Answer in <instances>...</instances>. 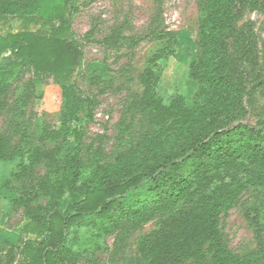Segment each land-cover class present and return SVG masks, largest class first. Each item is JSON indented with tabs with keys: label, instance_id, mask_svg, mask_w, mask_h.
I'll list each match as a JSON object with an SVG mask.
<instances>
[{
	"label": "rangeland",
	"instance_id": "obj_1",
	"mask_svg": "<svg viewBox=\"0 0 264 264\" xmlns=\"http://www.w3.org/2000/svg\"><path fill=\"white\" fill-rule=\"evenodd\" d=\"M11 1L26 4L31 0ZM203 1L69 0L72 11L66 38L80 53L73 76L64 84L69 88V104L62 85L51 74L36 77L28 63L20 62L11 76L2 79L12 69L11 61L20 60L7 51L0 53V135L5 143V158H0V224L18 235L14 245L0 243V264H5L10 251L13 264H27L20 254L24 243L46 236L44 231L23 233L29 216L49 223L50 213L62 210L69 201L64 194L59 206H54L50 196L38 189L42 179L56 180L59 173L46 160H28L35 149L57 148V161L80 151L85 178L96 164L115 162L120 154H128L154 127L149 109L140 100L143 88L138 76L156 51L165 46L174 49L156 67L157 92L164 103L177 96L187 107L201 102L190 67L200 59ZM9 27L3 35L20 29L16 20ZM42 31L49 34V26ZM216 40L221 44L212 48L213 64L233 83L232 91L224 92L215 104L220 123L264 122V0H234ZM74 101L77 119L71 118ZM221 175L233 184H244L247 176L236 168ZM122 181L114 179L111 184ZM145 189L122 200L124 209L117 208L106 219L89 215L73 224L66 241L73 255L68 260L72 264H150L140 252L143 238L171 213L189 208L198 196L157 202ZM219 226L232 255L244 264H260L264 188L244 187L236 203L221 215ZM208 248L205 244L202 257L187 259L186 264H217Z\"/></svg>",
	"mask_w": 264,
	"mask_h": 264
},
{
	"label": "trees",
	"instance_id": "obj_2",
	"mask_svg": "<svg viewBox=\"0 0 264 264\" xmlns=\"http://www.w3.org/2000/svg\"><path fill=\"white\" fill-rule=\"evenodd\" d=\"M233 1L202 3L200 59L190 67L201 102L187 107L182 96H177L167 105L158 94L156 67L174 52L165 46L150 57L138 76L143 88L140 100L149 109V122L154 127L128 154H120L115 162L96 164L85 178L78 150L60 161L56 159L57 148H37L28 156L31 161H48L59 173L56 180L42 179L38 189L50 196L54 206H59L64 194L69 201L62 210L50 213L49 223L29 216L23 233L37 235L44 231L46 236L39 242L27 239L24 243L20 254L27 264H72L68 259L73 255L66 244L72 225L89 215L101 219L112 216L117 208L124 209L122 200L144 187L145 194L157 202L198 196L189 208L171 213L143 238L140 252L150 264H186L187 259L202 257L205 244H209L215 263L244 264L227 249L219 222L244 187L264 188V122L225 126L215 109L222 94L233 88L210 56L212 48L221 44L216 35L229 20ZM71 11L69 0H31L26 4L0 0V53L7 51L20 60L11 61L12 69L3 73L2 79L11 76L20 62L28 63L36 77L51 74L62 85L66 103H71L69 88L64 84L73 76L80 54L66 38ZM13 20L19 22L20 29L3 35ZM46 26L49 34L42 31ZM77 108L74 101L72 119H77ZM3 143L0 135V158H5ZM231 168L246 173L244 184H233L221 175ZM114 179L123 181L111 184ZM209 188V193H204ZM14 260L13 252L7 253L5 264H13ZM258 263L264 264V256Z\"/></svg>",
	"mask_w": 264,
	"mask_h": 264
},
{
	"label": "crops",
	"instance_id": "obj_3",
	"mask_svg": "<svg viewBox=\"0 0 264 264\" xmlns=\"http://www.w3.org/2000/svg\"><path fill=\"white\" fill-rule=\"evenodd\" d=\"M17 233L15 231H10L7 228H3V224H0V243H7L10 245H14L13 243L16 240Z\"/></svg>",
	"mask_w": 264,
	"mask_h": 264
}]
</instances>
